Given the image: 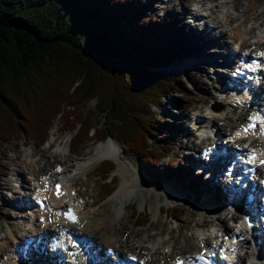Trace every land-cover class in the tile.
I'll return each mask as SVG.
<instances>
[{"label": "rangeland", "instance_id": "obj_1", "mask_svg": "<svg viewBox=\"0 0 264 264\" xmlns=\"http://www.w3.org/2000/svg\"><path fill=\"white\" fill-rule=\"evenodd\" d=\"M138 1L142 8L141 13L145 14L144 18L146 17L144 24L149 22L157 23L158 26L169 24V21H165L166 14L177 17L176 21L180 23L177 27L179 34L175 38L179 42L174 47L176 59L167 66L149 68L176 72L180 75L179 81L183 89L179 92L166 93L160 110L153 104L149 106L151 110L161 112L164 118L161 122L163 125L171 123L177 127V130L169 132L163 129L158 141L150 140L152 144L160 143L163 146L159 152L153 154L158 157L154 164L140 159L129 151L127 144L112 137L107 138L116 141L114 148L119 150V158L105 157L96 160L97 154L94 150L100 147L103 151V143L107 138L99 142H94L93 138L78 140L73 137L75 129H71L72 123L63 118L64 114L56 115L49 120L46 139L41 144L39 142L43 131L37 127L31 130L24 128L20 133L7 138L1 137L0 256L5 253V256L9 257L11 242L29 232L32 233L34 231L32 229H36V232H45L47 231L45 228L49 229L48 232L55 231L52 228L56 227L49 224V222L55 223V219H44V223L38 222L43 215L34 205V198L37 184L45 181V178L50 177L51 174H55L56 170L60 171V164L64 167L66 165L65 171L68 172L62 178L64 182L69 181L71 184L72 190L69 194L73 198L72 204L81 212L85 222L80 225L81 229L77 233L82 235L83 231V235L91 234L96 238L103 254H107V247L114 250L118 246L117 241L120 242L121 235L114 233L113 230L120 228L125 221L134 232H141L139 235L134 233L137 236H133L132 241H139L140 238L150 234L151 237L145 244L157 247V252L145 256L147 249L139 250L129 243L127 244L129 248H124L123 251L135 252L139 258L145 256L150 264L159 262L163 255L170 254L168 250L172 248L171 252L175 255L171 256L168 262L187 252L193 254L204 250L206 245H215L229 239L233 232L237 233V222L241 218L235 213L237 218H231L230 206L226 204L221 206V202L211 199L206 194L213 188L209 187L206 180L198 177L193 165L207 163L200 159L199 153L210 143L211 137L227 134L226 132L219 134L220 131L217 129L219 123L225 124L224 130L237 128L245 123L247 115L251 112L249 107L256 103L255 99L249 100L246 96H243L241 101L233 99L235 96H232L230 91L227 92V87L222 81L224 78H229L227 67L232 66L230 62L226 63L227 54H231L233 64L237 59L232 44L237 41L238 35L236 33L232 35L231 29L235 30V27L242 22L239 28L247 34L244 41L248 44L254 43L244 49L245 55L264 49L262 43L264 42V0H229L225 6L223 4L221 10L215 7L210 11L202 8L201 12L204 16L197 15V18H192L189 14L188 16L185 9L189 6L193 7L198 0ZM204 1L206 4H211L220 0ZM234 1L237 3L234 4ZM244 8L246 9L243 12ZM205 14H209L210 20ZM226 14L239 18L231 23L221 19L222 24L217 27L218 17L224 18ZM245 16L247 20L244 21ZM215 34L221 35L219 42L212 38ZM184 69L191 74L186 75ZM92 106L93 101L90 100L86 107ZM86 107L84 106V109ZM246 108L249 109L246 116L238 120ZM213 116L216 117L217 124L210 122L214 121ZM223 116H226L225 120H221ZM98 118L104 120L100 115ZM196 121L201 125L198 129L197 124H194ZM202 134L209 136L205 144L199 142ZM64 139H67L66 143ZM194 144L195 150L192 148ZM59 150L65 151L66 159L54 157V152ZM75 157H79L80 160H76ZM104 162L114 164L110 173L104 172V164H106ZM184 169L190 170L191 173L183 172ZM123 180L127 181L122 191L123 204L125 203L126 207L119 202L114 204L112 201V195ZM203 188L208 191L195 199L196 191ZM218 190L222 195H226L227 191L221 188ZM25 193L28 196H24ZM25 198L31 204L26 203ZM205 199L207 201L203 202ZM94 210H98V213ZM190 210L194 213L190 214ZM170 212L173 215H170ZM217 214L221 215V220L216 219ZM107 217L110 221L104 222ZM204 217L209 220L207 223L203 221ZM61 223L63 224L64 221ZM231 224L234 225L233 228H230ZM62 227H59L60 230ZM144 230L147 233H143ZM161 241L164 243L162 244ZM182 245L185 248L183 251ZM249 245L250 243L244 244L245 247ZM2 259L4 260L0 257V260ZM162 263L164 262L160 261V264Z\"/></svg>", "mask_w": 264, "mask_h": 264}, {"label": "trees", "instance_id": "obj_2", "mask_svg": "<svg viewBox=\"0 0 264 264\" xmlns=\"http://www.w3.org/2000/svg\"><path fill=\"white\" fill-rule=\"evenodd\" d=\"M141 10L138 0H0V138L37 127L41 144L64 114L78 140L112 137L154 164L163 146L150 140L177 127L149 106L183 87L178 73L149 68L176 59L179 21L144 24Z\"/></svg>", "mask_w": 264, "mask_h": 264}, {"label": "bare ground", "instance_id": "obj_3", "mask_svg": "<svg viewBox=\"0 0 264 264\" xmlns=\"http://www.w3.org/2000/svg\"><path fill=\"white\" fill-rule=\"evenodd\" d=\"M227 2H229V0H220V1H216V2H214V3H211V4H206L205 3V1L204 0H202V1H199L198 0V2H195L194 3V5H193V7H188V8H186L185 9V12H188L187 13V15L189 14V15H191L192 16V18L194 17V18H197L198 16L197 15H199V16H204V13H202L201 12V9L203 8V9H205V10H212L214 7L216 8V9H218V10H221L222 8H223V4H224V6H225V4L227 3ZM239 2V1H238ZM241 2V1H240ZM237 3V1L235 2L234 1V4H236ZM255 3V2H254ZM241 5V4H240ZM236 7V6H235ZM225 8V7H224ZM247 8V7H246ZM246 8H244L243 9V12H244V10L246 9ZM252 8V7H251ZM250 8V9H251ZM192 9V10H191ZM219 12V11H218ZM247 13V12H246ZM258 13V12H257ZM188 15V16H189ZM257 15V14H256ZM205 17L208 19L209 18V14H205ZM250 17V16H249ZM248 17V18H249ZM260 17V16H259ZM219 19H217V21H216V26L218 27V26H220L221 24H222V20H224V22H226V23H231L232 21H235L236 19H238L239 18V16H233V15H230V14H226L225 15V17L224 18H222L221 16H219L218 17ZM222 19V20H221ZM209 20H210V18H209ZM244 21L245 20H247V18H246V16L244 17V19H243ZM250 20V19H249ZM254 20V19H253ZM242 23V22H241ZM240 23V24H241ZM179 24V26H180V23H178ZM240 24L239 25H237L236 27H235V30H233V29H231L232 30V35H234L235 33L238 35V38H237V41H235L234 43H233V45H235V44H241L242 46H248V45H254V43H252V42H250L251 44H246V42L244 41L245 40V35H247L246 33H244L240 28H239V26H240ZM254 24H255V22H254ZM262 24V23H261ZM231 25V24H230ZM257 25V24H256ZM233 26V25H232ZM253 26V25H252ZM252 26H250V27H252ZM194 27H195V25H194ZM255 27V26H254ZM203 28V27H202ZM233 28V27H232ZM177 30V29H176ZM222 31V30H221ZM228 31H230V30H228ZM223 32V31H222ZM231 34V33H230ZM264 37V36H263ZM214 40H216L217 42H219L220 40H221V35L220 34H215V35H213V37H212ZM234 38V37H233ZM232 38V39H233ZM231 39V40H232ZM233 42V41H232ZM262 43H264V42H262ZM236 49V48H235ZM245 49V48H244ZM260 51V52H259ZM257 50V51H252L253 53H258L259 54V57H261V62H263V64H264V60L262 59L263 58V56H262V51H264V49H262V50ZM174 53H176V51H174ZM174 53H173V56H175L174 55ZM177 55V54H176ZM250 58H252V56H249ZM175 58V57H174ZM228 62H230V65H232L233 66V59L231 58V54H227V59H226V63H228ZM169 64V63H168ZM168 64H166V65H164V66H167ZM164 66H160V67H164ZM229 67V66H228ZM231 67V66H230ZM235 89H229L227 92H231L232 93V96H235L233 99H237V100H242V98H243V96H245L244 94H241V93H236L235 91H234ZM232 96H229V97H232ZM259 96V95H258ZM223 99V98H222ZM225 99V98H224ZM229 99H231V98H229ZM247 107V106H246ZM245 108V107H244ZM249 108H251V107H249ZM249 111V109L248 108H246L245 110H244V113L243 114H241L239 117H238V120H242L241 118H243V117H245L246 116V114H247V112ZM250 113V112H249ZM211 115V114H210ZM209 115V116H210ZM249 115V114H248ZM247 115V118H249V116ZM251 117V116H250ZM225 118H226V116H223V117H221V120H225ZM212 119L214 120V121H210V122H212V123H216L217 124V122H216V117L215 116H213L212 117ZM218 119V118H217ZM227 119H228V117H227ZM230 119V118H229ZM231 120V119H230ZM199 123L200 122H195L194 124H197V129L198 128H200V126L201 125H199ZM224 123H219V128L217 127V129H219V131H220V133H228V129L227 130H224L225 129V127H224ZM242 128V127H241ZM237 129L236 130V135H238V136H242V137H246V138H249V137H252V136H255L257 139L255 140V142L258 144V145H260V146H264V135H262V133H263V131H262V129H261V126L259 125L256 129H255V131H250L247 135H245L243 132H242V129ZM218 130H217V132H219ZM51 133V132H50ZM256 134V135H255ZM69 136V135H68ZM209 136H207V137H205V138H201V143H204V142H206L208 139ZM228 137V136H227ZM212 138V137H211ZM210 138V139H211ZM209 139V140H210ZM263 139V140H262ZM67 140V139H66ZM65 139H64V141H65V143L67 142ZM226 140H227V138H226ZM47 142V141H46ZM63 142V141H62ZM67 145V144H66ZM103 146H104V150L103 151H101L100 149V147H97V148H95V153L97 154V156H96V160H100V159H102V158H105V157H114V158H116V159H118L119 157H118V154H120V152H119V150H117V149H115L114 147L116 146V141L114 140V139H112V138H107V140L105 141V143H103ZM63 148V147H62ZM192 148H194V150H195V148H196V146H195V144L194 145H192ZM58 149V148H57ZM60 149V148H59ZM60 157V159H62V158H64V159H66L65 157H66V153H65V151L64 150H59V151H55L54 152V157ZM68 157V156H67ZM195 157V156H194ZM76 158V157H75ZM58 159V158H57ZM76 160H80V158L78 157V158H76ZM194 160V159H193ZM226 160H228V157L226 156ZM67 162V161H66ZM69 164V163H68ZM195 165V164H194ZM194 165H193V167H194ZM200 165H202V164H200ZM60 166L62 167L61 168V171L60 172H57V171H55V174H51V176L49 177V178H46L45 180V182H40L39 184H37L38 185V188H37V191H36V193H37V195L35 196V199H37V197L40 195V196H46L47 197V201H46V207H45V211H41V210H38V211H41V213H42V215H43V217H44V219L45 220H49L50 218H53V219H55V223H52V222H49V224L51 225V226H53V227H56V228H58L59 230H60V226H63L61 229H67V230H76V231H79L80 229H81V227H80V225L82 224V223H85L84 221H83V217L81 216V212L80 211H77V213H78V215H79V219H78V222L77 223H73V224H70V223H67L63 218H62V214H61V210H63L64 209V207L65 206H69V205H72L73 206V204H71V200H72V197L69 195V191L72 189V186H71V184L69 183V181L68 182H62L61 180H63V178L62 177H65L66 175H67V172L68 171H65V168H66V165H65V167L63 166V165H61L60 164ZM72 166V165H71ZM68 167H70V166H68ZM197 167H202V166H197ZM68 169V168H67ZM180 169H182V167L180 168ZM183 172L185 171V172H187L188 174H190L191 173V171L190 170H188V169H184V170H182ZM198 171H196L195 173H197ZM128 175V174H127ZM198 175V177H201V178H203L204 180H206V182H207V184L209 185V187H211V188H213V189H211L209 192H207L208 190L207 189H205V188H203V189H198L197 191H196V197H195V199H198V197H200V196H202L203 194H204V192H207L206 194L208 195V196H210V198L211 199H213L214 198V200L215 201H219V202H221V206H224L225 204L224 203H226L227 202V197H226V195L224 196V195H222L221 194V192L218 190L217 191V189H220L221 187H219V185L218 184H216L215 182H213V180L212 179H207V178H204L201 174H197ZM126 176V175H125ZM123 177V176H122ZM125 178V177H124ZM55 181L57 182V181H61L62 182V188L64 189V190H66V194L63 196V197H61V198H56V197H54L53 196V190H54V188H53V186H54V183H55ZM127 183V181L126 180H123V182H122V184L120 185V187L117 189V191L115 192V194L114 195H112V201L114 202V204H116V203H120L123 207H126V204L124 203L123 204V202H124V200H123V196H124V194L122 193V191H123V188H124V185ZM178 186H181V184H177ZM214 188H216V189H214ZM51 189V190H50ZM127 195V194H126ZM24 196H28V194L27 193H25L24 194ZM24 200H26V198L24 199ZM207 200L205 199V200H203V202H206ZM26 203H30V202H28V200H26ZM31 204V203H30ZM36 204V203H35ZM34 204V205H35ZM28 206H30V205H28ZM35 206H37V204L35 205ZM215 208H217V207H215ZM77 209V208H76ZM75 209V210H76ZM131 209V208H130ZM94 212L95 213H98V210H94ZM83 213V212H82ZM105 213V212H104ZM194 212L193 211H191L190 210V214H193ZM85 214V213H84ZM83 214V215H84ZM50 215H52L51 217H50ZM170 215H173V213L172 212H170ZM193 216V215H192ZM61 217V218H60ZM81 217H82V219H81ZM221 215L220 214H217L216 215V219H218V220H221ZM233 217V216H232ZM44 219L42 220V222L44 223L45 221H44ZM61 221H64V223H66V224H62L61 223ZM106 221H110V219H109V217H107L105 220H104V222H106ZM203 221L204 222H208L209 220L206 218V217H204V219H203ZM139 222V221H138ZM202 222V221H201ZM108 224V223H107ZM35 225V224H34ZM240 225V227H242V228H244V224H242V223H240L239 224ZM231 227H232V225H231ZM230 227V228H231ZM226 228V227H225ZM46 230L48 229V228H45ZM53 229V228H52ZM227 229V228H226ZM228 230H229V228H228ZM47 232H48V230L47 231H45V232H42V235H46L47 234ZM113 232L114 233H116V234H119V235H121V239H120V242L119 241H117L118 242V246H116L115 247V251L118 253V254H120V255H123V254H125V252L123 251V249L124 248H129V246H127V244L129 243V245L131 244H133V245H135V247L136 248H138L139 250L141 249V248H143V249H147L148 250V252H146L147 254H145V256H151L152 254H154V253H156L157 252V247H155V246H147L146 244H145V242L147 241V239H149L150 237H151V235L149 234H145L146 235V237L144 238H140V240L139 241H136L135 239V241L136 242H134V241H132L131 240V238H133V236H137V235H139L141 232H134V229H132V228H129L128 226H127V223H126V221L124 222V223H122L121 224V227L120 228H117V229H114L113 230ZM146 232V230H144L143 231V233H145ZM134 233H137V235L136 234H134ZM147 233V232H146ZM234 233V232H233ZM232 233V234H233ZM82 234H83V231H82ZM232 236V235H231ZM120 237V236H119ZM215 237V236H214ZM173 238V237H172ZM231 238V237H230ZM96 238H94L91 234H88V238L86 237V240H85V242L86 243H88V245H87V247L85 246H83V244L85 245V243H83L81 246H82V248H84L85 250H84V253L82 252H77L76 250H77V247H72L71 245H70V240L69 239H67L66 238V236L64 235H60V237H59V240H60V242H59V244L61 245V250H58L59 252H60V254H62V255H66L67 257H71V259H68L67 258V261H65L66 263H69V261H71L72 260V258H73V260L71 261V263L70 264H88L89 263V260H88V258H86L85 257V254H90V253H92V255L94 256L93 257V259L94 260H96L95 259V257L96 258H99L100 260H99V264H108V258H110V257H106V256H104L103 255V253H101V251H100V249H99V245H100V243L99 242H97L96 240H95ZM119 240V239H118ZM96 241V242H95ZM161 243L163 244L164 243V241H161ZM246 243H250V241L249 242H246ZM161 244V245H162ZM252 245H254L253 243L251 244L250 243V246H252ZM184 247V245H182V251L185 249V248H183ZM81 248V247H80ZM120 248H122V249H120ZM262 248H263V250H264V244H263V246H262ZM107 249L108 250H110V249H112V248H110V247H107ZM173 249V248H172ZM172 249H170V250H168L169 252H170V254H168V255H163L162 257H161V259H160V261H163L164 263L163 264H169L170 262H168V260H169V258L171 257V256H174L175 254H172ZM138 252V251H137ZM198 252V251H197ZM196 252V253H197ZM75 253V254H74ZM126 253H129V254H133V255H136L137 256V254H135V252L133 253V252H126ZM167 254V253H166ZM186 254H188V252L186 253ZM180 255V254H179ZM188 255H190V254H188ZM4 256H5V253H2L1 254V256L0 257H2V258H4ZM140 257V259H143L144 261H147V257ZM179 257H182V256H179ZM145 258H146V260H145ZM111 259V258H110ZM54 262L52 263V264H56V257L54 258ZM1 262H2V264H6V263H9V264H12V262H10V260H9V258L8 257H5V260H0ZM33 261V259L31 260V262ZM43 261V260H42ZM160 261L159 262H156L155 264H160ZM44 262V261H43ZM153 262V261H152ZM32 263H34V262H32ZM31 263V264H32ZM20 264H22V262L20 263Z\"/></svg>", "mask_w": 264, "mask_h": 264}, {"label": "snow or ice", "instance_id": "obj_4", "mask_svg": "<svg viewBox=\"0 0 264 264\" xmlns=\"http://www.w3.org/2000/svg\"><path fill=\"white\" fill-rule=\"evenodd\" d=\"M57 188L59 189V185L57 186ZM57 195H60L59 191L57 192ZM69 218L75 220V217L71 216L70 214H69Z\"/></svg>", "mask_w": 264, "mask_h": 264}]
</instances>
